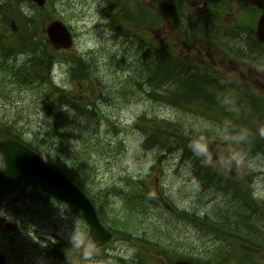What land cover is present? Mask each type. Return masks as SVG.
I'll use <instances>...</instances> for the list:
<instances>
[{
    "label": "trees",
    "instance_id": "trees-1",
    "mask_svg": "<svg viewBox=\"0 0 264 264\" xmlns=\"http://www.w3.org/2000/svg\"><path fill=\"white\" fill-rule=\"evenodd\" d=\"M17 1L19 4H27L30 11L22 12L21 7L11 3L0 6L1 57L16 61L17 67L10 77L11 84H38L40 90L44 88L42 85H50L49 90L52 91L49 98L41 91L38 93V101L47 109L53 123L43 127L33 123L35 106L30 104L17 110L19 97L6 94L0 98V101L4 99L8 103L0 106L1 138L27 140L37 152L44 155L49 164L84 189L100 209V219L106 225L114 224L115 209L109 193L116 192V197L122 198L124 207L133 216L128 221L122 218L115 220L125 227L122 234L127 240L134 236L132 234L128 237V232L132 231L130 224L138 220L135 230L138 236L147 237L149 242L155 241L157 237L160 238L159 241L166 237L175 247L176 256L182 257L177 239H171L167 234L168 230L164 233L158 226H154V229H142L140 217V213L151 209L168 227L170 220L165 219L166 210H178L187 229L190 233L199 235V240L210 235L208 238L213 237L215 241L244 244L252 242L251 246L256 244L264 247V207L257 205L250 197L252 189L250 179L246 178V169L242 178L238 179L236 174L233 178L232 173L218 164V160L225 163L226 157L213 151L211 156L205 153L208 150L210 152L215 137L224 143L223 136L210 129L195 128V119L190 120L191 115L207 118L213 120L212 125H220L229 132L252 129L254 118L259 119L264 126L263 105L258 104L254 108L252 118L249 114H244L246 118H251L250 122L232 121L237 120L232 104L245 111L243 93L236 86L226 85L221 78L208 72L193 73L194 62L188 57L178 56L173 50V44L145 38L143 13L132 14L123 2L110 0V6L116 14L113 18H106L105 28L111 36L105 43L110 44L107 47L109 51L120 53H114L110 57L105 69L95 72L92 83L95 88L90 90L91 98L107 102L110 110H119L125 100L139 97L147 102V106L150 105V109L143 110L138 121H133L131 126L114 118L111 111L99 121L97 116L101 117L104 113L96 108L97 102L93 104L89 101L93 106L91 109L87 104L88 99L83 103L80 99H73L54 83L52 86L48 78L51 65L64 59L62 52H53L44 33L45 25L53 19L51 10L38 8L28 0ZM99 1L106 5V0ZM150 29H153L152 23ZM188 35H185L187 40ZM126 39L129 43L124 49ZM13 50L24 57L15 55ZM72 59L73 65L77 67L72 78L79 82L86 75L85 67L90 64V60L74 56ZM77 69L80 71L79 75ZM104 77L108 78L107 83L111 85L118 82V77L132 79L134 84L128 83L125 90H116L111 86H101ZM213 93L215 96H210ZM3 108L8 112L2 111ZM163 108L174 112L169 119L157 114ZM3 113H7V120L1 119ZM218 119V123L214 122ZM121 131H125L123 134L128 136L136 133L137 149L143 153L156 154L158 165L166 161L165 158L179 156V162L185 168L180 169L179 175L186 178L183 188L187 196L186 205H177L165 187H152L151 176L141 179L123 178L114 188L90 186V181L82 173L88 169L93 153L100 150V156L110 158L106 162L109 164L117 153L120 155L125 152V147L119 141L123 136L119 134ZM112 138L115 139L114 143L110 142ZM81 141L88 145L81 146ZM148 168L154 169L151 165ZM243 185H248L246 190L242 188ZM3 188L0 181V199L5 202L8 194ZM17 204L15 200L14 205ZM250 237L254 239L251 241ZM188 240L186 238L187 242ZM67 246L69 247L68 244Z\"/></svg>",
    "mask_w": 264,
    "mask_h": 264
},
{
    "label": "rangeland",
    "instance_id": "rangeland-1",
    "mask_svg": "<svg viewBox=\"0 0 264 264\" xmlns=\"http://www.w3.org/2000/svg\"><path fill=\"white\" fill-rule=\"evenodd\" d=\"M65 3L57 5V7L54 9L55 14H57L58 10H62V6L65 5V8L69 11L73 8L78 11V9L81 6V11L84 9H87L86 12V21L87 22H81V28L86 27L85 30L81 33L82 38L80 41V49L81 52L85 53L87 50L94 49L96 47L97 41L94 38L85 37L84 35L87 34V36L91 35H97L98 38H100L104 43L101 45V56L102 59H107L109 50L105 49V47L110 46V44H106L105 40L110 38V33L107 32L105 26H106V20L102 19V16L97 12V7L95 4L101 5V3L97 0H81V5L79 4L80 0H64ZM131 2V10L132 12L138 13L141 15L144 12V3L143 0H129ZM171 2V0H168ZM62 2V0H61ZM92 3V5H91ZM91 5V6H90ZM97 13V15H96ZM59 15L57 19H62L63 22H65L68 26L70 25V22H67L66 16ZM166 15V11L155 7L153 10L148 12L146 14V19L149 20L154 28H157L160 24V21L163 16ZM72 28L75 26H78L79 24L75 23ZM72 23V22H71ZM179 25H181L180 22H178ZM184 25L185 23L182 22ZM183 28H181V32H183ZM106 52V54H105ZM79 53V51H78ZM65 58V57H63ZM214 63L209 62L208 68L203 67V69H206L208 73H211L217 77H221L223 79L231 81V74L230 76L227 75V72H234L235 75L241 74L242 68L239 67V70L231 71L228 70L226 67L221 66L218 68L220 70L219 72H216L213 70L211 66H214L217 68L216 65H213ZM0 75H2V71L0 70ZM263 91V89H261ZM5 104H8L4 99L0 101V106H4ZM128 105V102H124V105L120 107L119 110L114 109L110 110L111 114L114 118L121 119L123 121V113L125 112V109ZM130 107L136 109L137 111L142 110H149L150 105L147 106V102H141L139 101L136 104H129ZM2 111L8 112L5 110V108L2 109ZM173 111L167 108H163L157 112L159 116L166 117L169 119L170 116L173 115ZM194 116H191V119ZM206 122L203 120L197 119L195 120L194 126L195 128H206L212 130L214 133H220L221 136L226 135H233L235 137L241 138L245 142L246 152L244 156L241 158L238 157V150L236 147H226L225 144L218 140L216 137L214 138V141L212 142V147L210 148V152H216L220 155L226 157L225 163H222L218 160V164L222 166L223 169H226L229 173L234 172V174L237 175L238 179L242 178V176L245 174L244 169H246V178L250 179V186L252 189L251 192V198L253 201L256 202L257 205H262L264 207V155L257 156L253 152L254 149H256V146L252 142L253 137H251V132L253 128H257L259 126L258 123L260 122L257 118L252 119L253 122V128L248 129L246 128L245 131L241 129H237L235 132H229L227 129H223L222 126L212 125L213 121H209L208 119L204 118ZM215 122V121H214ZM218 123V122H216ZM261 123V122H260ZM126 126H131L133 123L126 124L123 123ZM220 124V123H219ZM262 124V123H261ZM125 131H121L119 134H123ZM124 139L126 141L125 145V152L118 155H116L115 159L112 160L109 164H106V162H109L110 158H104L98 154L100 150H97L95 156L100 157L101 159L97 161V167H98V175L97 179H99V182L102 184H108L109 187L113 188L116 185L120 183V181L123 178L127 177H133V176H141V177H150L151 184L153 186H161L163 184V187H165V190L167 193L171 194L172 197L175 200V203L179 206L186 205L187 196L185 195L184 185L186 178L182 174L179 175L180 169H185L181 164L179 160V156H171L168 158H165L166 161L162 162L161 164H156V159L158 156L154 153H143L140 152L137 149V138L135 135H126L123 134ZM229 136V137H233ZM250 140V141H249ZM115 139L112 138L110 142L114 143ZM87 146L88 143L81 141V146ZM82 151V148H81ZM207 155H209V150L205 151ZM98 158L93 157L92 161L94 162ZM151 165V167H155L154 169H149L148 167ZM188 171V170H187ZM164 172V173H163ZM236 176L233 175V178ZM248 185H243V189H245ZM162 187V188H163ZM246 190V189H245ZM210 198V197H209ZM212 201L211 199H209ZM34 201V200H33ZM4 207H6L5 213L2 212L1 217L5 214V217L7 219H18L21 223L26 225V228L19 227L17 230H15L12 233H3L0 228V255H3L6 261V264H53L51 259L49 260L47 258V253L50 251L49 246L46 244V240L44 239H50V237L53 235V233H58L60 238L63 239L67 237L68 232L70 230L69 226V220L66 219L67 224H64L62 220H58L57 217H51L49 219H42L41 218V211H39L35 217L36 212H33L31 215L34 219L32 220H22L19 217H15V211L12 210L10 206L9 200H6ZM52 208L55 210V215L62 214L66 218H74L72 214H63L60 212L62 209H59L58 206L53 205ZM121 210V208H119ZM144 220H146L148 223L141 222V224L145 227L151 226V228H154V226H158L159 229H162L164 233L165 230H168L169 236L171 239L176 240L178 242L179 247L183 250L185 246L190 247L189 245H193V250H197V245L200 244L202 240L206 242H215L213 237L208 238L203 237V239L199 240L197 239L199 235L196 233H190L188 231V236L186 234L183 236L184 238H188V242H185L184 240L180 239V235L176 234V232L171 231L167 226L163 224V221L156 217L155 212L147 210L146 213H143ZM61 226L63 229L58 227ZM33 228L32 230H29L28 228ZM68 227V228H67ZM205 234V232H203ZM206 235V234H205ZM56 239L58 237L55 236ZM254 237H250V240L252 241ZM252 242H250L251 244ZM247 244V243H245ZM247 244V245H250ZM168 248H173V245L170 242H167L165 244ZM110 251L117 252L119 255H123V258H126L127 264H135L133 261H143L146 259L150 264H165L161 259H155V260H149L143 253L139 254V258L137 259V256L134 254H138L140 252V247L137 246L136 241L132 242H126L123 240V238L117 237V239L113 242L112 247ZM192 251L191 253H193ZM99 252L96 253L91 259L90 263L97 264ZM118 256H113V259L111 258L108 262H103L101 264H118L117 258ZM258 264H264V254H257L256 256ZM55 264H64L63 262H55ZM145 263V262H144Z\"/></svg>",
    "mask_w": 264,
    "mask_h": 264
},
{
    "label": "water",
    "instance_id": "water-1",
    "mask_svg": "<svg viewBox=\"0 0 264 264\" xmlns=\"http://www.w3.org/2000/svg\"><path fill=\"white\" fill-rule=\"evenodd\" d=\"M39 5L44 6L45 0H35ZM56 24L50 26L51 38L55 40L56 33L52 31ZM259 38L264 41V19L259 24ZM67 42V41H66ZM7 161V170L2 173L6 183L15 187L19 182L22 173L26 178L21 185L30 187H40L48 194L60 201L81 211L83 218L90 225L93 238L98 244L107 242L111 235L97 220L95 209L87 197L65 176L51 167L36 153L15 142H7L1 145ZM6 229L12 228V223H7ZM177 264H184L178 262Z\"/></svg>",
    "mask_w": 264,
    "mask_h": 264
},
{
    "label": "flooded vegetation",
    "instance_id": "flooded-vegetation-1",
    "mask_svg": "<svg viewBox=\"0 0 264 264\" xmlns=\"http://www.w3.org/2000/svg\"><path fill=\"white\" fill-rule=\"evenodd\" d=\"M230 1L227 0V3L229 4ZM229 7L230 9L221 13L220 17L209 19L206 23L208 47L205 52L207 59L217 67L224 66L225 63H231L233 67H238V61L250 63L261 61L264 46L258 40L254 28V21L261 16V12L249 6L229 5ZM212 67L214 68V66ZM257 77L259 76L249 79V76L240 74L243 81L252 84H255L256 81L259 82ZM258 84L263 86L264 82ZM260 122L257 126H263ZM260 139L264 138L253 137L252 139L256 146L253 152L257 156L264 155V141H260ZM64 264H67V261Z\"/></svg>",
    "mask_w": 264,
    "mask_h": 264
},
{
    "label": "bare ground",
    "instance_id": "bare-ground-1",
    "mask_svg": "<svg viewBox=\"0 0 264 264\" xmlns=\"http://www.w3.org/2000/svg\"><path fill=\"white\" fill-rule=\"evenodd\" d=\"M97 1H99V0H97ZM100 2V1H99ZM101 3V2H100ZM102 4V3H101ZM103 5V4H102ZM104 6V5H103ZM129 9V11L133 14V12H132V10H131V8H128ZM53 24H56L55 25V28H59V29H69V26L65 23V22H63V20L62 19H55L54 21H52L51 23H50V25L51 26H53ZM58 52H61V51H58ZM216 68V67H215ZM177 82V81H176ZM171 83V82H170ZM172 84V83H171ZM166 86V85H165ZM191 88V87H190ZM59 248L60 249H62V252H64L63 250L65 249V250H67L68 249V246H67V243H65V242H63V243H61L60 245H59ZM53 260H55V262H65L66 260H64V258L63 257H57L56 259H53ZM68 264V263H67Z\"/></svg>",
    "mask_w": 264,
    "mask_h": 264
},
{
    "label": "clouds",
    "instance_id": "clouds-1",
    "mask_svg": "<svg viewBox=\"0 0 264 264\" xmlns=\"http://www.w3.org/2000/svg\"><path fill=\"white\" fill-rule=\"evenodd\" d=\"M21 11H22V12H27V8H26L24 5H22V6H21Z\"/></svg>",
    "mask_w": 264,
    "mask_h": 264
}]
</instances>
